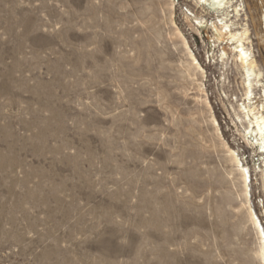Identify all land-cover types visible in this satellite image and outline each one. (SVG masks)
Returning a JSON list of instances; mask_svg holds the SVG:
<instances>
[{
    "label": "rangeland",
    "instance_id": "374dc122",
    "mask_svg": "<svg viewBox=\"0 0 264 264\" xmlns=\"http://www.w3.org/2000/svg\"><path fill=\"white\" fill-rule=\"evenodd\" d=\"M195 4L0 0V264H260L222 143L264 227L261 158L233 125L237 70L223 83L185 20ZM235 4L264 86V0Z\"/></svg>",
    "mask_w": 264,
    "mask_h": 264
},
{
    "label": "bare ground",
    "instance_id": "6f19581e",
    "mask_svg": "<svg viewBox=\"0 0 264 264\" xmlns=\"http://www.w3.org/2000/svg\"><path fill=\"white\" fill-rule=\"evenodd\" d=\"M235 2L236 0H195L197 6L201 8V13L197 14L193 10H186L187 12H184V17L188 25L193 27L194 31L201 38L203 37L202 31H204V36L210 44L211 53L215 47H218L219 54L217 61L221 64L222 82L224 83L229 79L230 75L228 77L226 75L228 69L235 68L237 70L239 79H241L240 86L243 87V94L241 93L242 96L239 100L237 98L229 100L230 109H232L237 120L234 121L233 125H235L234 127H236L240 137L242 136L246 146L260 155L262 165L258 167L257 174L261 182L260 185H262L261 187L264 190V86L261 81L263 74L252 53L248 27L246 25L239 26L237 23L239 21L236 22V19L239 20L241 8L240 4L237 5ZM207 14L212 18L207 19L205 17ZM175 29L186 50L188 59L187 68L192 70L194 75H203L205 73L204 67L190 48L188 40L178 28H174V31ZM213 62H215L214 58ZM201 85L200 83L199 86L201 87ZM259 87H261L262 93L256 95L255 91ZM200 90L203 92V89ZM233 100L235 103H233ZM203 103L210 110L212 126L217 133H220L219 123L213 114L210 101L205 93ZM222 145L226 148L228 160L232 164V169L237 173L238 182L241 184L245 210L255 232V237L258 239L256 256L259 263L264 264V227L258 219L250 201V183L253 173L249 166L242 162L236 150L231 149L224 142Z\"/></svg>",
    "mask_w": 264,
    "mask_h": 264
}]
</instances>
